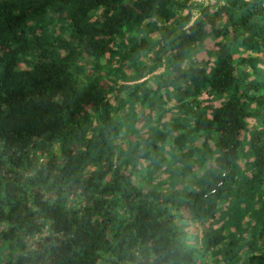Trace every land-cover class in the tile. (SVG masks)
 <instances>
[{"label": "trees", "instance_id": "1", "mask_svg": "<svg viewBox=\"0 0 264 264\" xmlns=\"http://www.w3.org/2000/svg\"><path fill=\"white\" fill-rule=\"evenodd\" d=\"M0 264H264V0H0Z\"/></svg>", "mask_w": 264, "mask_h": 264}, {"label": "rangeland", "instance_id": "2", "mask_svg": "<svg viewBox=\"0 0 264 264\" xmlns=\"http://www.w3.org/2000/svg\"><path fill=\"white\" fill-rule=\"evenodd\" d=\"M202 52H196L195 53V55H194V57L191 59V61H195L196 60V58H198V57H201L202 56V54H201ZM205 54H204V52H203V56H204ZM162 70V68H158L154 73H156V72H159V71H161ZM184 216V218H186L187 219V216H185V215H183ZM197 224L195 223V226H196ZM199 226V225H198ZM199 229H201V226H200V228ZM199 229H197L198 231H200Z\"/></svg>", "mask_w": 264, "mask_h": 264}, {"label": "built area", "instance_id": "3", "mask_svg": "<svg viewBox=\"0 0 264 264\" xmlns=\"http://www.w3.org/2000/svg\"><path fill=\"white\" fill-rule=\"evenodd\" d=\"M203 2V4L213 3L214 0H197Z\"/></svg>", "mask_w": 264, "mask_h": 264}]
</instances>
